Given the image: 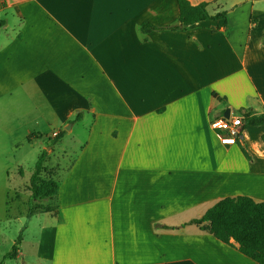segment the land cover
Segmentation results:
<instances>
[{
	"label": "crops",
	"instance_id": "0c3cea01",
	"mask_svg": "<svg viewBox=\"0 0 264 264\" xmlns=\"http://www.w3.org/2000/svg\"><path fill=\"white\" fill-rule=\"evenodd\" d=\"M188 1L226 19L143 33L178 25V0H0L15 11L0 18V154L46 150L59 183L0 264H258L185 224L227 197L264 201V125L243 117L264 114V0ZM227 109L235 145L211 127Z\"/></svg>",
	"mask_w": 264,
	"mask_h": 264
},
{
	"label": "trees",
	"instance_id": "16d2710c",
	"mask_svg": "<svg viewBox=\"0 0 264 264\" xmlns=\"http://www.w3.org/2000/svg\"><path fill=\"white\" fill-rule=\"evenodd\" d=\"M179 24L169 27H157L152 24H144L143 33L159 30H186L189 26L206 20L226 19V12L211 16L208 4L192 5L188 0H178ZM225 21V25H226ZM6 25L5 20L0 21V28ZM216 96V94H214ZM247 126H263L264 114L255 115L251 111L244 113ZM77 119H80L77 118ZM66 132L58 133L52 140V144L59 141ZM264 139V137H263ZM30 141V137L28 138ZM243 154L250 159L247 151L242 148ZM47 151H43L36 162L34 172L30 178L28 191H30L29 210L26 222L20 236L15 241L12 251L5 259H16L23 241V233L28 227L32 217L43 212L54 211V206H46V201H52L59 191V183L55 180V171L49 170L45 163ZM186 226H196L201 231L213 235L225 244H236L237 250L258 264H264V201H257L248 196L227 197L214 203L205 214L191 220ZM165 229H172L164 227Z\"/></svg>",
	"mask_w": 264,
	"mask_h": 264
},
{
	"label": "rangeland",
	"instance_id": "374dc122",
	"mask_svg": "<svg viewBox=\"0 0 264 264\" xmlns=\"http://www.w3.org/2000/svg\"><path fill=\"white\" fill-rule=\"evenodd\" d=\"M14 13V10L0 12V18H13ZM0 33L2 34L1 31ZM0 126L4 125L0 123ZM63 131L65 132V130ZM48 132L49 131L46 133ZM0 139L3 143L9 141L1 131ZM48 144L47 142L46 145ZM54 144L51 143L50 146ZM3 151L2 154H0V261L5 253H10L12 251V247L20 236L24 226L23 223L26 222V219H22L20 223L15 222L14 217L12 220L11 214L16 212V198L17 201H20V193L28 190L30 178L38 160L37 158L35 160L29 153L23 154L22 151H14L12 148L5 146ZM48 169L55 171L53 167ZM20 170L24 172L23 176L20 175ZM26 183H28V185H26ZM50 205L53 206L51 203Z\"/></svg>",
	"mask_w": 264,
	"mask_h": 264
},
{
	"label": "built area",
	"instance_id": "2783aa9c",
	"mask_svg": "<svg viewBox=\"0 0 264 264\" xmlns=\"http://www.w3.org/2000/svg\"><path fill=\"white\" fill-rule=\"evenodd\" d=\"M211 127L224 145H235L239 139L243 138L244 123L239 116L230 114L229 118L224 116L216 118L212 121Z\"/></svg>",
	"mask_w": 264,
	"mask_h": 264
},
{
	"label": "water",
	"instance_id": "95a60500",
	"mask_svg": "<svg viewBox=\"0 0 264 264\" xmlns=\"http://www.w3.org/2000/svg\"><path fill=\"white\" fill-rule=\"evenodd\" d=\"M230 114H231L230 109H227V110L225 111L224 117H225V118H229V117H230ZM67 130H69V128H67Z\"/></svg>",
	"mask_w": 264,
	"mask_h": 264
}]
</instances>
